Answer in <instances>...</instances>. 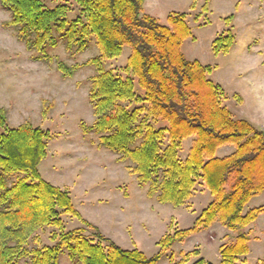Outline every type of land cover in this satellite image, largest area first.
<instances>
[{"label":"trees","instance_id":"obj_1","mask_svg":"<svg viewBox=\"0 0 264 264\" xmlns=\"http://www.w3.org/2000/svg\"><path fill=\"white\" fill-rule=\"evenodd\" d=\"M0 2L11 12L6 25L16 27L41 59H52L50 50L60 39L77 52L85 51L92 37L97 40L100 55L86 62L96 68L90 90L95 120L85 131L98 134L101 145L120 161L132 162L129 170L141 186L149 185L150 197L184 205L199 181L212 197L194 225L168 233L154 256L124 249L80 214L69 190L42 177L39 165L47 155L48 132L29 122L10 125L0 106V264H21L23 258L32 264H61L64 250L75 264H157L175 243L217 220L237 232L220 247L222 264H237L246 256L250 236L243 230L264 212L263 205L244 213L246 204L264 191V130L234 116L225 89L211 78V65L184 54V41L196 39L186 13L171 12L163 24L145 11V0H76L78 14L70 19L72 8L66 2ZM233 18L226 17V24ZM236 43L228 26L214 38L212 51L227 54ZM125 47L130 54L123 76L107 69L105 61L121 57ZM58 68L72 76L79 67L59 61ZM188 138L192 142L183 160L179 153ZM224 145L235 149L220 157L217 150ZM62 214L94 229L98 241L85 228L65 230ZM45 227L58 230L50 235L54 245L41 244L37 233ZM195 264L212 263L202 258Z\"/></svg>","mask_w":264,"mask_h":264},{"label":"rangeland","instance_id":"obj_2","mask_svg":"<svg viewBox=\"0 0 264 264\" xmlns=\"http://www.w3.org/2000/svg\"><path fill=\"white\" fill-rule=\"evenodd\" d=\"M48 6L68 3L70 19L78 14L76 0H44ZM145 0V11L167 24L171 12H183L192 27L194 37L183 43V52L190 60L214 68L211 78L226 91V105L236 118L246 119L245 111L264 112V0ZM207 3V9L203 6ZM234 15L229 25L225 18ZM11 12L0 2V106L8 115L10 125L31 123L48 132L47 155L39 165L42 177L55 186L71 193L75 208L101 233L124 249H138L148 257L160 250L158 243L176 230L192 227L196 218L212 197L199 181L192 196L184 205L170 201L160 202L148 194L149 185L141 186L128 166L130 160L120 161L119 155L101 145L99 135L85 131L94 123L95 116L90 100L94 65L86 62L100 55L97 40L92 37L83 52L68 50L60 39L50 50L52 59L38 57L18 34V29L7 26ZM233 27L237 43L227 54L215 55L214 38ZM58 37L60 35L58 34ZM130 48L125 47L121 57L105 61L107 69L125 76L124 67ZM62 61L69 68H79L72 76L63 75L58 68ZM136 91L141 90L136 86ZM244 99V108L235 94ZM248 120V119H247ZM257 126V125H256ZM257 128L264 130L260 126ZM192 138L183 143L180 157H187ZM233 145L219 147L217 155L226 156L234 151ZM264 205V191L255 195L245 206L244 213ZM65 230L85 228L87 236L94 238V229L76 217L61 215ZM54 227H45L37 234L41 244L54 245L50 239ZM243 231L250 236V250L237 264H261L264 260V212ZM237 232L215 221L206 230L192 234L185 241L168 249L157 264H195L204 259L222 264L220 247L231 243ZM31 245L32 242H31ZM61 264H75L64 250ZM21 264H32L23 258Z\"/></svg>","mask_w":264,"mask_h":264},{"label":"crops","instance_id":"obj_3","mask_svg":"<svg viewBox=\"0 0 264 264\" xmlns=\"http://www.w3.org/2000/svg\"><path fill=\"white\" fill-rule=\"evenodd\" d=\"M242 97V96H241ZM259 100H264V96H258ZM244 99L240 107L244 108ZM246 119L251 121L253 124L260 126L261 128H264V112L261 108H257L255 112H249L248 110L245 111Z\"/></svg>","mask_w":264,"mask_h":264}]
</instances>
